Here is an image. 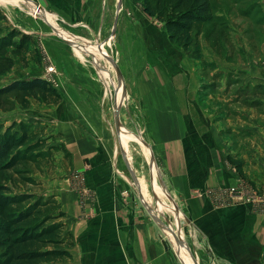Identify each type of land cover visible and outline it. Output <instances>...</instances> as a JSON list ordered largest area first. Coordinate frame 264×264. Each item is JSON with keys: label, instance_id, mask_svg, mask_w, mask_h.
Returning <instances> with one entry per match:
<instances>
[{"label": "crops", "instance_id": "0c3cea01", "mask_svg": "<svg viewBox=\"0 0 264 264\" xmlns=\"http://www.w3.org/2000/svg\"><path fill=\"white\" fill-rule=\"evenodd\" d=\"M55 1H44L46 9L52 13L60 12L61 7L73 6L80 11L83 7L90 10L103 4V0ZM257 4L263 14L264 4L261 0ZM75 18L70 16L71 21ZM257 20L264 25V15ZM145 25L150 38L164 34L147 19ZM147 44L146 51L153 47ZM151 52L159 61L156 53ZM169 65L172 68H167L168 72L173 69L176 74L181 69L195 72L194 66L191 67L185 58L179 68L172 63ZM240 70V85L264 88V62L252 63ZM161 74L160 68L153 65L149 70L142 67L137 74L134 102L138 108L136 117L141 119L140 133L146 136V143L162 170L165 189L180 211V220L183 216L187 221L194 241L205 242H201L204 249L201 245L197 248L199 254L206 252L209 255L205 264H212V260L231 264L232 258L227 255L241 250L253 253L263 243L264 202L251 196L248 202L217 206L211 200L199 198L196 192L239 185L248 186V195L264 192V106L258 108L263 109L260 114L256 108L243 107L241 114L251 119L247 122L238 120L239 124L233 126L232 120L219 116L222 111L217 103L228 100L233 107L237 105L233 104L235 95L229 92L221 96L209 94L206 106L201 103L199 79L186 77L185 73L179 78ZM230 86L235 88L233 84ZM258 99H264V96H256L255 102H259ZM62 121L52 124L50 129L60 136V144L70 155V174L50 179L45 183V192L56 196L66 213L67 231L73 235L75 244L69 264H180L168 241L163 240L164 230L152 219L155 217L162 224L159 214H155L151 206L146 182L137 180L151 216L137 206L132 195L128 196L126 186L117 174L118 161L112 156L109 143L102 138L101 132L91 126L83 128L71 121ZM127 135L136 137L130 132ZM124 140L127 143L134 141ZM121 146L128 150V146ZM155 181L164 191L157 176ZM242 244L251 250H243ZM192 256L198 264H203L202 258L198 260L194 254Z\"/></svg>", "mask_w": 264, "mask_h": 264}, {"label": "rangeland", "instance_id": "374dc122", "mask_svg": "<svg viewBox=\"0 0 264 264\" xmlns=\"http://www.w3.org/2000/svg\"><path fill=\"white\" fill-rule=\"evenodd\" d=\"M44 1L0 0V13L6 18L5 21H0V28H7L0 36L6 35L10 29H17L31 36L34 41L24 50L21 49L22 51L15 48L6 50V55L12 58L15 64L9 72L0 76V88L18 80L42 78L52 81L51 85L61 94L62 101L57 104H46L29 98V106L25 108L16 101L15 96H11L10 102L0 106V126L7 128L20 123L32 125L41 134L40 138L47 140L50 147L63 145L58 139L60 136L50 129L57 121L63 120L65 123L71 121L79 127L91 126L99 130L102 138L109 143L112 156L118 161L117 174L126 186L128 196L132 195L137 206L148 213L137 180L146 182L148 198L152 200L151 206L154 213L159 214L162 224L155 217L152 219L164 230L163 240L168 241L171 252L179 263L186 264V253L184 247H178L179 237L175 236L179 235L177 222L182 227L184 242L187 244V257L196 264L191 252L198 260L199 257L202 258L205 264L206 260H209V255L206 252L199 254L197 251L200 245L204 249L205 246L202 244L205 242L194 241L190 236L187 221L183 216L180 220L178 207L176 206L178 212H175L169 197L163 194L157 196L155 190L151 188V151L149 155L140 143L125 142L118 132L115 103L118 106L120 104L122 85L113 64L119 67L123 78V90L125 88L123 96H126L120 109V126L126 135L130 132L147 142L146 136L140 133L141 119L136 117L135 113L138 108L135 107L137 102H134L136 94L134 83L141 68L146 67L149 70L151 65L159 67L163 77L179 78L185 73L186 77L193 76L199 79L201 103L206 106L209 94L221 96L229 92L235 95L233 104L237 105L233 107H230L228 100L217 103L218 109L222 111L219 116L232 120L233 126L239 124L238 120L247 122L250 117L241 114L243 107L256 108L260 114L263 109L258 108L264 106L262 102L264 99L255 102L256 96L263 95L261 87L242 86L238 81L242 76L241 68H246L252 63L264 62V25L261 26L257 20L261 19L264 13L255 16L262 8L257 6L250 16L245 15V11L248 12L251 5L258 3V0H244L238 5L227 0H214L216 14L221 13L223 16L222 24H218L215 29L211 24L196 28L187 50L170 42L165 25L149 16L142 3H135L132 0H111L110 3L103 0L101 6L92 7L90 10L83 7L77 11L73 6H68L65 9L61 7L58 13H52L46 9ZM261 2L264 4V0ZM32 10L36 14H33ZM70 16H75V20L71 21ZM146 19L162 29L164 34L153 38L147 36ZM147 42L153 46L147 48L150 54L145 49ZM151 51L156 53L160 62L151 55ZM196 56L199 58L195 59ZM184 58L191 63V67L194 66V73L184 72L182 69L179 74H176L174 69L168 72L167 68H172L169 64L172 63L175 68H179ZM49 68H54L56 74L49 73ZM231 84L235 88L230 86ZM230 89L233 90L230 92ZM121 145L128 146V150ZM59 150L53 151L52 157L40 170L34 169L36 172L32 177L41 185L34 188L26 186L23 188L24 191L47 195L46 182L70 174V155L66 156ZM127 158L130 161H127ZM155 165V179L157 176L158 184L168 195L162 170L156 161ZM240 247L243 250L245 248L251 250V247L246 245L244 247V244ZM227 257L232 258L231 264H264V241L256 252L241 250L240 253ZM212 264H219V261L212 260Z\"/></svg>", "mask_w": 264, "mask_h": 264}, {"label": "trees", "instance_id": "16d2710c", "mask_svg": "<svg viewBox=\"0 0 264 264\" xmlns=\"http://www.w3.org/2000/svg\"><path fill=\"white\" fill-rule=\"evenodd\" d=\"M133 1L142 3L149 16L165 25L171 43L186 50L192 43L196 28L211 24L215 29L223 21V16L216 14L214 0ZM227 1L234 5L244 2ZM256 4L245 11L246 16L259 6ZM5 20L0 13V21ZM6 29L0 28V35ZM33 42L31 36L17 29H10L6 35L0 36V76L15 64L6 55V50H24ZM261 88L264 96V88ZM11 96H15L25 108L29 106V98L46 104L62 101L58 90L42 78L18 80L1 87L0 106L10 102ZM40 135L34 126L26 123L7 128L0 126V264H69L73 259L74 237L67 231L66 213L56 196L23 190L26 186L34 188L41 185L32 175L49 161L53 151L61 148L59 151L69 155L65 146L50 147ZM238 169L241 172L240 166Z\"/></svg>", "mask_w": 264, "mask_h": 264}, {"label": "built area", "instance_id": "2783aa9c", "mask_svg": "<svg viewBox=\"0 0 264 264\" xmlns=\"http://www.w3.org/2000/svg\"><path fill=\"white\" fill-rule=\"evenodd\" d=\"M41 2V0H35V2ZM49 73L56 74L54 68H49ZM50 84H52L51 80H47ZM248 186L247 185H239L238 187L232 188H214L208 190H198L196 192V196L202 199L211 200L217 206H226L230 203L251 201L253 196L255 199L261 198L264 202V192L262 194L256 195H248Z\"/></svg>", "mask_w": 264, "mask_h": 264}, {"label": "bare ground", "instance_id": "6f19581e", "mask_svg": "<svg viewBox=\"0 0 264 264\" xmlns=\"http://www.w3.org/2000/svg\"><path fill=\"white\" fill-rule=\"evenodd\" d=\"M32 12H33V14H36L35 11L32 10ZM105 58L109 61V59L107 57H105ZM122 83H123V80L121 81L122 89H121V100H120L119 106H122L123 105V103H124V97H125V96H123V91L125 92V88L123 90V84ZM116 121H117V126H118V128H117L118 129V132L124 138L134 140V141L140 143L141 145H143L144 148L146 149L147 153L150 155V149H149V147L141 140V138H137V137H133V136H128V135L125 134V130L122 129L121 126L119 125V122H118V114H116ZM151 166H152V169H151V178H152L151 179V183H152L151 185H152V188L155 190L156 195L160 196L161 194H163L164 196H166L168 198V195H166V193L164 191L160 190L156 186V181H155L156 166H155V162H154V164H151ZM172 207H173V209H174L175 212H178L177 209H176V207L174 206V204L172 205ZM177 227H178L179 235H181V236H179V240H183V242H181V243L178 242V247L179 248L184 247L183 250L187 254V249H188L187 248V244L184 242L183 232H182L181 227H180V225H179L178 222H177ZM186 254H185V262L187 264H194V262L190 261L189 257H187ZM191 256H192V254H191ZM193 259H194V257H193ZM195 262H196V260H195ZM196 264H197V262H196Z\"/></svg>", "mask_w": 264, "mask_h": 264}, {"label": "water", "instance_id": "95a60500", "mask_svg": "<svg viewBox=\"0 0 264 264\" xmlns=\"http://www.w3.org/2000/svg\"><path fill=\"white\" fill-rule=\"evenodd\" d=\"M70 44V43H69ZM114 65V67L116 68V70H117V72H118V75H119V80L120 81H122V73H121V71H120V69H119V67L117 66V64H113ZM126 96V95H125ZM115 109H116V114H118V122H119V125H121V122H120V109H121V106H118L116 103H115ZM142 141H143V139H141ZM144 142V141H143ZM148 147H149V145L146 143V142H144ZM150 149V148H149ZM154 162H155V160H154V156H153V154L151 153V164H154ZM169 197V199H170V201L174 204V206L176 207V205H175V203H174V200L170 197V196H168ZM176 236V238H178L179 236H181V235H175ZM181 242H183V240H179V243H181ZM198 264V263H197Z\"/></svg>", "mask_w": 264, "mask_h": 264}]
</instances>
